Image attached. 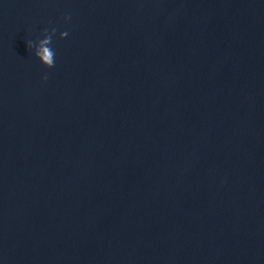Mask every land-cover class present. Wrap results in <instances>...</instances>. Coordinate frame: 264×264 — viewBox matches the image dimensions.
I'll return each mask as SVG.
<instances>
[{
	"label": "water",
	"instance_id": "water-1",
	"mask_svg": "<svg viewBox=\"0 0 264 264\" xmlns=\"http://www.w3.org/2000/svg\"><path fill=\"white\" fill-rule=\"evenodd\" d=\"M0 264H264V0H0Z\"/></svg>",
	"mask_w": 264,
	"mask_h": 264
},
{
	"label": "clouds",
	"instance_id": "clouds-1",
	"mask_svg": "<svg viewBox=\"0 0 264 264\" xmlns=\"http://www.w3.org/2000/svg\"><path fill=\"white\" fill-rule=\"evenodd\" d=\"M66 21L70 19V17L64 18ZM56 29L53 28L49 32L47 29H45V36L42 40H40V47L39 50L36 52V56L38 57V60L40 64H42L45 68H52L55 64V51L50 46L52 43V36L55 34ZM68 33L61 32L60 38L63 39L66 37ZM29 47H31V43L28 44ZM42 80H47V76L42 77Z\"/></svg>",
	"mask_w": 264,
	"mask_h": 264
}]
</instances>
